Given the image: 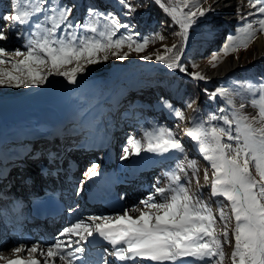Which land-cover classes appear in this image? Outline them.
Wrapping results in <instances>:
<instances>
[{"label":"snow or ice","instance_id":"1","mask_svg":"<svg viewBox=\"0 0 264 264\" xmlns=\"http://www.w3.org/2000/svg\"><path fill=\"white\" fill-rule=\"evenodd\" d=\"M163 12L171 18L179 31L173 35L180 37V46H165V55H155L169 69H187L180 63L183 44L187 42L189 29L198 17L211 11L204 4L207 0H154ZM126 9L124 15L137 11L131 0H118ZM247 7L254 11L241 14L245 21L236 29L234 35L227 37L221 53L212 57V67L222 62L221 54L228 56L247 50L257 34H264V0H246ZM73 6L62 0H10L11 10L0 17L5 23L0 27V41L9 39L8 32L27 41L26 52L16 49L11 54L0 46V85L21 87L43 84L53 73L67 78L69 83L77 82V74L84 71V65L99 62V54L107 60L109 55L126 59L132 51L145 50L149 39L137 41L131 35L117 37L121 28L129 25L120 21L114 12H102L89 7L85 21H74ZM251 17L252 19H248ZM153 40H163L156 34ZM127 48L128 51H124ZM23 57V59H12ZM144 60L153 56L145 55ZM238 59V57H237ZM71 69L66 66L73 64ZM11 64V70L4 67ZM194 67H198L195 66ZM46 69V70H45ZM195 80L207 77L200 72L188 73ZM252 97L249 101L257 114L249 116L241 110L244 103L236 108L233 97ZM224 99L228 108L221 107L206 119L194 120L193 126L184 131L196 142L199 153L208 161L212 171L211 195L225 198L230 202L235 227L231 229L223 207L219 219L223 221L222 230H217V217L199 196L194 195L188 185L191 179L181 182L177 171L168 173L165 186H154V191L139 206L124 210L123 214L92 215L78 219L66 227L61 236L45 250L39 245L26 248L15 247V259L0 254L5 264H41L35 254L44 257V264H89L84 258L85 248L81 245L106 241L111 246L112 264H224V245L232 244V264H264V76L258 81H237L232 88L220 87L210 95V99ZM196 103L192 100L187 107ZM164 106L172 110L180 120L183 112L174 109L167 101ZM199 111V109H195ZM127 154L185 153V147L169 128L152 126L143 130L141 139L132 138ZM186 158V157H185ZM190 166L196 174L199 185V169L195 161ZM179 167V166H178ZM98 165L89 168L86 175L96 176ZM183 171V169H180ZM209 170L204 169V179L209 180ZM159 198V199H157ZM223 204V201H221ZM72 211H75L73 209ZM131 213H138L133 216ZM75 237V239H73ZM89 238H93L90 240ZM27 253V258L21 253ZM103 264H109L102 256Z\"/></svg>","mask_w":264,"mask_h":264},{"label":"rangeland","instance_id":"2","mask_svg":"<svg viewBox=\"0 0 264 264\" xmlns=\"http://www.w3.org/2000/svg\"><path fill=\"white\" fill-rule=\"evenodd\" d=\"M213 1L215 0H207V3L204 4L205 8L211 5V11L207 12L204 17L197 18L196 23L189 29L187 42L183 44L180 63L184 67L188 66V72L191 69L192 72H199L202 66H209L213 69L214 67H212L211 64L213 55L221 53L222 46L226 43L227 37L234 35L236 29L245 23V21L241 20V14L254 11L247 7L246 0H236L237 3L231 10L232 13L229 22L220 21L219 24L216 23V21L218 22L220 19L224 20V15L212 9ZM62 3L69 6L74 5L73 15L70 17L74 21H85L89 7H93L102 12H114L119 16L122 23L129 25L127 29H119L117 37L114 38L131 35L133 39L137 41L149 39L150 42L145 50L139 53L132 51L131 54L123 60L109 55V58L105 61L102 59L103 53L99 54L101 57L99 62L84 65V71L77 74V82L75 84L69 83L66 77L53 73L48 76L46 82L39 85L29 84L28 86H21L19 88L0 85V121L3 122L0 124L2 125L0 135L8 138L17 137L15 139L9 138L10 141H8V138H5L8 142L7 145L11 156L21 160L22 152L21 154L14 155V153L17 152L16 150H22L18 145L21 146L31 143L33 148L36 147V149H39L42 147L43 142L44 145H46L47 140L49 141L50 138L56 136L54 133L46 137L41 136L49 132L52 127L51 125L47 131H45V128L41 127L29 128V130L27 129V132L24 133L23 138H18L20 131L28 126L19 124L17 125L18 127L14 126V130L11 128L14 124L19 123L17 120L19 115H27V112L30 113L31 109H39V111L45 110L46 114L50 113L52 117H55L53 119L54 121L56 119L62 120V122H60L62 131L57 133V135L61 133V138L55 143L56 145L52 147L55 154L61 153V148L65 149L70 141L71 145H77V143L75 144L74 142L75 140L78 143H82L84 149L88 147L96 153L95 157L86 159V157H84L86 151L83 149V152L79 154L82 155L84 160L86 159L85 161H82L80 158H74L71 154L66 164L62 163V161L56 162L55 166H53L54 164H50L51 167H57L58 169L56 171L60 174L55 176V179L53 178V182L56 180L54 183L56 186L55 189L63 198L67 199L66 202H68V204L61 218H59L60 220L57 225H52L45 229L46 232L55 234L54 240L50 241L47 245L53 244L57 239H67L61 236V233L66 227L73 223L74 219L70 222L68 218L70 216L76 217V221L92 215L115 216L117 214H123L126 209L137 206L143 209L144 206L140 204V201L146 199L153 193L154 186H165L169 182L167 174L171 171H177L179 173L182 183L191 179L192 183L188 185L191 192L199 196V198L211 208L213 214L216 215V226L218 231L223 228V221L219 219V210L223 207L226 216L229 218L228 223L231 236V229L235 227V220L231 212L230 202L223 197L211 195L213 170L210 168L208 161L199 153L196 142L192 141L184 131L186 128L193 126L194 120L206 119L207 116L212 113L219 114L217 111L219 108H228L229 106L225 104L224 99L217 97L216 99H209L206 101L202 99L200 101L201 108L202 104H204L202 110L198 107L199 104L197 103H195L192 108H188V103H186L188 100H185L188 98L187 96L184 100H177L170 91L162 89L163 85L159 81L154 80L153 85L147 83V80L151 79L149 77L152 75H164L165 73H176L177 76L185 75L192 80L193 77L187 74V72L181 71L180 69H169L163 62L155 59V55L157 54L165 55V46L171 48L173 44L178 46L182 44L180 37L173 35V32L179 31V27L174 25L172 21L167 23L165 20L158 21L153 19L147 23L146 20H140L136 12L130 15H124L126 9L118 3V0H62ZM10 10V0H0V17L7 14ZM248 19L252 18L249 17ZM4 23L5 22L0 19V27H3ZM158 33L164 36L163 40L152 39V37ZM7 34L9 39L7 41H0V46L4 47L10 54L16 49L26 52L27 41L24 37H17L12 31H9ZM260 35L261 34L258 33L257 38ZM256 40L250 44L247 50L241 49L239 52L226 57L221 54L222 62L218 61L217 67L215 68H218L227 60L239 63L238 66H236L237 68L233 70L230 69L226 74L209 81L196 80L198 82V87L209 89L211 91L209 94L210 98V95L215 92L217 88L235 87L237 81H258L259 77L264 76V54L261 56L260 52L257 50L255 46ZM124 51H128V49L125 48ZM145 55H151L153 59H142L141 57ZM12 59H23V57H12ZM194 65L198 67H194ZM74 66L75 62L67 65L66 69L62 70L71 69ZM4 67L11 70L10 63L5 64ZM190 92L191 90H189V95ZM197 93L198 92H196V94ZM11 95L12 97H10ZM251 99L252 97L248 94H245L244 97H233L237 109H239L241 103H244L245 108L241 111L244 114L253 116L257 114V109L251 106L249 102ZM164 101L172 104L174 109L183 112L185 119L180 120L176 117L172 110L164 106ZM249 107L254 109V111L247 110ZM193 108H197L199 111H194L192 113ZM3 117L5 118L2 119ZM5 119H11V121L8 120L7 123H5ZM154 125L171 129L176 134V138L184 145L185 153L158 154L142 151L140 155L132 153L127 154V158H124L126 156L125 149L130 147V139H141L143 130ZM39 128L41 134H35ZM7 130L8 132H6ZM111 140L113 144L109 142ZM37 143L39 144L37 145ZM16 144L17 147H15ZM70 146H68V148ZM64 151L65 150L62 151V154ZM36 153L39 154L38 151ZM41 157L42 156L31 154L30 161H33L35 164L38 158ZM63 157H65V154H63L62 158ZM191 161H195L199 169V185L196 183L195 171L190 166ZM18 163L19 165L21 164L20 162ZM34 164H32L33 167H35ZM36 165L43 164L39 161ZM93 165H98V168H96L98 174L90 177L86 175V173ZM138 165L144 166L141 168L138 167ZM205 168L209 170L208 181L204 179ZM22 169L27 171L26 167ZM132 169L134 172L142 169L141 173L143 169L148 170L142 175V178L146 180V182H142L141 184L142 189L136 190L129 195L130 197L126 194V188L118 190L115 201H118L119 207H117L116 210L114 208L105 207L104 203L96 204V208H103L105 210L101 214L90 213V211L88 212L86 210L90 209L87 207L89 204L86 203L84 197L88 190L102 199L107 189V191L110 190V193L113 191L112 194L114 197V192L117 191L113 190L112 180L124 179V176L129 175ZM180 169H183V171H180ZM35 170L37 172L34 173V176L37 175V177H39L38 174L40 169L35 167ZM190 170L193 171L195 176L194 179L188 177L191 173ZM12 174L13 172H11V176ZM14 175L15 172L13 176ZM30 176L25 177L24 180L28 181ZM185 176L186 178H184ZM37 177L35 179L38 180ZM58 179L60 183L57 182ZM22 182L21 176L16 179L14 188L10 191L12 197L10 202H8L9 206H14V208L15 206L18 207L20 199L22 198H24L25 201L24 194L27 193L26 190L22 187L21 190H19ZM128 182V187L134 189V181ZM82 188L84 189V195H82ZM102 189L105 190V193H100ZM18 190L20 195H22L21 198L15 195V191ZM118 196L122 198L123 196H127L129 200H125L126 204L122 205V200H118ZM221 201H223V204H221ZM82 206L87 208L84 210V208H81ZM73 209H75V211H72ZM20 210V212L16 213L15 218L13 215L11 216L14 219L17 217L22 219L25 212L22 208ZM131 214L133 216L138 215V213ZM19 224L22 225L20 222ZM9 236L13 235L9 234ZM9 236L6 235L4 238L2 237V239H0V249L8 250L0 253L8 258L14 255L12 250L15 247L22 245L21 242L15 243L9 241L12 239V237ZM73 239H75V237ZM36 240L37 239L34 241ZM232 240V244L226 243L224 245V264H232L231 253L234 250V237ZM34 241V245L39 244V241H37L38 243H34ZM81 246L87 245L83 244ZM30 247L32 246L28 248ZM110 248L111 246L109 245V247L105 249L104 257H110ZM87 250L89 251L88 246ZM88 251L83 254L85 258L90 256L86 255ZM22 255L23 258H27L26 252L22 253ZM0 264H4V261L0 260ZM41 264H44V259Z\"/></svg>","mask_w":264,"mask_h":264},{"label":"bare ground","instance_id":"3","mask_svg":"<svg viewBox=\"0 0 264 264\" xmlns=\"http://www.w3.org/2000/svg\"><path fill=\"white\" fill-rule=\"evenodd\" d=\"M213 2L214 3L212 5V9L214 11L220 12L221 15H224L223 16L224 20L220 19L218 22L216 21V23L220 24V21L229 22V19L231 18V13H232L231 10L233 9V7L237 3L236 0H215ZM232 18H234V17H232ZM226 20H228V21H226ZM255 46H256L257 50L260 52V54L262 56L264 54V34H261L260 36H258V38L256 40V43H255ZM199 49H201V48H199ZM238 64L239 63H237L236 61L227 60L224 64L220 65L218 68H213L212 69L209 66L208 67L207 66H202L199 72L204 74L207 77V79H205V80L209 81V80H212V79H214L216 77L222 76L223 74H226L227 71H229L230 69L233 70V69L237 68L236 66H238ZM12 95H15V94H12ZM12 95L10 97H12ZM247 110L254 111V109H252L251 107H249ZM5 117H3L2 119H4ZM54 118L55 117H52V115H50V113L46 114L45 110H40L39 111V109H31L30 113L27 112V115H23V116L19 115V117L17 118L19 123L18 124H14L11 129L14 130V126H17L19 124H24V126H28V127L23 128L20 131V135H19L18 138H23L24 133H26L27 129L29 130V128L41 127V128H45V131H47L48 128L51 125H52V127L49 130V132H47V134L41 135V136L46 137V136L50 135L51 133L52 134L54 133L56 135V136L50 138L49 141L47 140L46 141V145H44V142H43L42 147H40L39 149H36V147L33 148L31 143H29L27 145L23 144L21 146L18 145V147L20 149H22V150H16L17 152H15L14 155L21 154V152H22L21 160H19L17 158H14L13 156H11L9 154V147L7 145L8 142L5 140V138H8V137L0 135V143H1L0 144V208L6 207L7 209H9L10 213H12L11 215H15V213L13 211L16 210V209L14 207H12L11 205L9 206L8 202H10V199L12 197V194H11L10 191H12V188H14V184H15V181H16L17 178H19L21 176V179L23 180L19 190H21V187L24 190H27V188H29V187L34 188L36 182H38V180L35 179L37 177V175H35L36 177L34 176V173L37 172L35 170V167H38V169H40V172L38 174L39 177H37L38 179L39 178H45V180H47V179L48 180H53V178L55 179V176H58L60 174H59L58 171H56L58 168L57 167H51L50 164H54L53 166H55L56 162H61V161H62V163L66 164V162L69 160V155H71V154H72V157L74 156V158L75 157L76 158H80V159H82V161H85L87 158H91V157H95L96 156L95 152L90 150V148H88V147L84 149L82 147V143H78V142H76V140L74 142H75V144L77 143V145H71V141H70L65 149L61 148L62 151L65 150L64 153H63V154H65V157L62 158V156H63L62 151L59 154H55L54 150H52V147H53V145H56L55 143L61 138V136H60L61 133L59 135H57V133L62 131L61 123H60V122H62V120L61 119H56L54 121L53 120ZM11 119H13V118H11ZM11 119H7V120L5 119L4 122L7 123V121L8 120L11 121ZM2 123L3 122L0 121V124H2ZM1 127H2V125H0V132H1ZM39 130H40V128L37 129L35 134H38V135L41 134V132ZM6 132H8V130ZM9 138H14L15 139L17 137H9ZM9 138H8V141H10ZM110 143L113 144V141L111 140ZM38 144L39 143H37V145ZM68 146H70V147L68 148ZM15 147H17V144H16ZM83 149L86 151L85 154H84V157H86L85 160L82 157V155L79 154V153L83 152ZM37 151L39 152V154L36 153ZM31 154H34L35 156H42V157L38 158V161H36L35 164H34L33 161H30ZM67 155H68V157H67ZM32 157H34V156H32ZM39 161H41V164H43V165H38L37 166L36 164ZM18 162H20L21 164L19 165ZM32 164H34L35 167H33ZM143 166L144 165H138V167H141V168ZM18 167H20V168H18ZM24 167L27 168V171H25V169H22ZM141 170L142 169H139V170L134 172V170L132 169L131 172L129 173V175L124 176V179H122V180H117V179L112 180L113 190L117 191V189L121 190L123 188H126L127 189L126 194H127L128 197H130L129 196L130 194L134 193L136 190L142 189V185H141L142 182H146V180H144L142 178V175L148 170L147 169H143L142 173H141ZM149 170H150V168H149ZM11 172H13V174L15 172V175L13 176V174H12V176H11ZM27 176H30L29 177L30 179L28 181L24 180L25 177H27ZM128 181H132V182L134 181V183H135L134 189L131 188V187H128V184H127V183H129ZM55 182H56V180H54V183ZM57 182L60 183V180L58 179ZM19 190L15 191L16 192L15 195L19 196L18 198H21L22 195H20ZM88 192H89V190H88ZM112 193H113V191L111 193L109 191H107V194H105L106 198H108V196H111V198H112L113 197ZM127 196H123V198L121 196L118 197V200H122V205L126 204V201L129 200V199H127L128 198ZM23 201H24V198L20 199V202L18 204L19 205L18 206L19 210L24 206L23 205ZM104 206H105V204H104ZM87 207L96 208V204H93V205L89 204ZM87 207L82 206L81 208L85 209ZM105 207L111 208V209L114 208L116 210V208L119 207V204L117 202L116 206L108 205V206H105ZM68 218L70 219V222L73 219H74L73 223L75 222V218L76 217H74V216L71 217L70 216ZM59 220L60 219L55 220L53 222V225H57ZM19 222L22 224L21 220H19ZM34 238H37L38 241H39V244H37V245H39L41 249L46 251L47 247L49 246L47 244L50 243V241L54 240L55 234L54 233H52V234L50 233L49 237L47 239H45V238H42V237L41 238L40 237H36L33 233H23L22 232V233H20V236L12 237V239H10L9 241L14 242L15 240H19L20 239L22 245H25V247L28 248L29 246H33L34 245L33 244V241L35 240ZM96 243L100 247H104V245L109 246L106 241L98 240V241H96ZM88 248H90V247L88 246ZM6 251H8V250L7 249H0V252H6ZM20 255H21V257L23 256L22 253ZM86 255H90V252H88ZM91 256L92 255L87 256L85 258L87 261H89V264H100L101 263V261L98 258H96L94 256L91 257ZM35 258L40 260L41 262L44 259V257L39 255V252L35 254ZM9 259H15V255L9 257ZM113 259L114 258L112 257V261H113ZM4 264H5V262H4ZM50 264H51V262H50ZM56 264H60V261L57 260ZM77 264H79V262H77Z\"/></svg>","mask_w":264,"mask_h":264},{"label":"trees","instance_id":"4","mask_svg":"<svg viewBox=\"0 0 264 264\" xmlns=\"http://www.w3.org/2000/svg\"><path fill=\"white\" fill-rule=\"evenodd\" d=\"M133 4L137 6V11L136 13L139 15L140 20H146L148 23L149 21H152L153 19L162 21L165 20L167 23L171 22V18L167 16L163 10L157 5L154 0H131ZM188 70V66L185 67ZM163 72V71H162ZM192 69L189 70L188 73H191ZM149 77V75H148ZM151 79L147 80V83L150 85H153V81L157 80L159 81L163 86V90H168L172 93L173 97L177 100L182 99L184 100L185 97L187 96L185 100L186 103H189L192 100H196V103L199 104V108L202 110L200 105V101L203 99L204 101L209 100V94L210 90L209 89H203V87H198V82L192 78H188L185 75H176V73L172 74H167L165 73L164 75H152L149 77ZM155 90V89H154ZM159 90V89H158ZM189 90H191L190 95H189ZM157 91V89H156ZM158 92V91H157ZM196 92H198L196 94ZM190 97V98H189ZM197 108H193L192 113L195 111ZM196 112V111H195Z\"/></svg>","mask_w":264,"mask_h":264},{"label":"water","instance_id":"5","mask_svg":"<svg viewBox=\"0 0 264 264\" xmlns=\"http://www.w3.org/2000/svg\"><path fill=\"white\" fill-rule=\"evenodd\" d=\"M223 40H224V38H223Z\"/></svg>","mask_w":264,"mask_h":264}]
</instances>
